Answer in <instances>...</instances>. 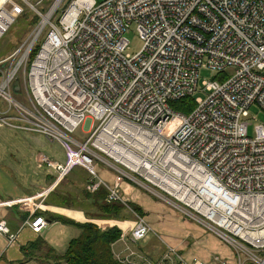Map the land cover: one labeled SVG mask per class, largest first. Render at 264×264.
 Masks as SVG:
<instances>
[{
  "label": "built area",
  "instance_id": "2783aa9c",
  "mask_svg": "<svg viewBox=\"0 0 264 264\" xmlns=\"http://www.w3.org/2000/svg\"><path fill=\"white\" fill-rule=\"evenodd\" d=\"M32 1L0 0V38L27 10L37 18L0 60V124L61 144L66 160L39 156L55 177L39 196L14 201L28 212L23 226L38 232L46 225L36 212L79 166L89 193L104 187L107 202L128 206L125 188H138L211 231L237 264H264V123L249 135L250 107L264 110V0H71L59 14L64 0L47 11L39 8L44 0ZM132 25L142 41L135 54L125 36ZM202 67L233 72L203 80L206 96L194 98L188 114L175 111L171 102L194 94ZM16 79L26 103L14 97ZM85 118L94 124L81 141L72 134ZM99 161L112 183L99 174ZM150 231L136 215L115 258L227 264L219 254L187 263L171 247L147 258L132 245ZM0 234L8 244L16 237L5 220Z\"/></svg>",
  "mask_w": 264,
  "mask_h": 264
},
{
  "label": "crops",
  "instance_id": "0c3cea01",
  "mask_svg": "<svg viewBox=\"0 0 264 264\" xmlns=\"http://www.w3.org/2000/svg\"><path fill=\"white\" fill-rule=\"evenodd\" d=\"M48 146L53 148V142L42 135L0 124V220H5L10 233L16 236L14 241L8 244V237L0 234V264H67L55 258L63 254L68 241L74 238L70 235L75 232L74 223L91 221L97 223L101 229L117 226L121 231L134 226L135 221L91 220L82 210L48 204L46 200L54 189L47 193L43 200L44 208L39 210L46 225L38 232L23 226L28 212L14 201L24 196H39L47 190L55 177L54 170L41 164L39 156L46 154L59 162L66 160V153L53 154ZM80 169L84 170L81 167ZM71 171L76 172L73 169ZM99 174L107 182L112 183L111 172L104 170ZM125 191L126 196L131 193L133 198L138 199L146 211L154 210V214L149 213L146 216L151 231L140 241L141 244H131L139 254L157 260L166 252L167 247H171L187 263L194 260L209 263L214 254H219L227 258V264H237L232 248L206 228L211 234L202 232V225L199 223L183 214L188 220L173 215L166 208L160 207L158 202L152 201L149 194L145 195L146 192L140 193L138 189L128 186ZM5 202H11V205L8 206ZM53 230L60 234L58 242L50 238ZM150 233L154 236L148 241ZM35 240L42 243L31 245L30 243ZM122 249L121 240L112 245L113 254L121 252ZM174 263H178L176 257Z\"/></svg>",
  "mask_w": 264,
  "mask_h": 264
},
{
  "label": "rangeland",
  "instance_id": "374dc122",
  "mask_svg": "<svg viewBox=\"0 0 264 264\" xmlns=\"http://www.w3.org/2000/svg\"><path fill=\"white\" fill-rule=\"evenodd\" d=\"M33 0L32 2H34ZM53 0H46L44 3L39 5V8L43 11L48 10L49 6H51V2ZM60 11L58 12V14ZM34 22V16L30 10H27L26 13L22 16H20L8 29V31L0 38V60L8 57L16 48L20 46V44L26 39L28 34L31 32ZM126 38L129 41V47L127 48V52L130 54H135L138 52L142 46V41L139 37L138 32L136 31L135 25H132L128 31L125 34ZM42 40V38H40ZM233 72L232 68L226 69L223 73L225 76L228 74L229 76ZM222 73L218 72L217 70H212L210 68L202 67L198 70V86L197 90L194 92L192 97L196 98L198 96L205 97L206 94L201 90L202 82L203 80H209L211 78H218ZM225 73V74H224ZM21 77V75L19 76ZM14 97L21 101L22 103H26V96L24 93V90H20L19 93H14ZM0 107H2V102H0ZM250 112V126H249V135H253V127L255 125L264 123V110L259 108L256 105H253L249 109ZM93 121L89 118H85V120L78 126V128L75 130V132L72 134L75 138L78 140L83 141L88 135L89 131L91 130ZM95 124H97V121H95ZM52 151L53 154L56 155H62L65 153L64 148L61 146V144L57 142H53V148L48 146ZM51 160H55L53 157L49 156ZM105 165L102 162H98L96 165V168L98 169V172H103L105 170ZM74 171H70L68 174L64 176V178L57 184V186L54 188V191L49 194L51 202H48V204L52 205H59L63 207H69L74 208L78 210H82L86 217L91 220L100 219L98 218L100 216L98 210L91 205L92 199L91 198H85L86 197V188H85V178L88 177L87 172L80 169L79 166H75L73 168ZM138 189V188H136ZM67 190V191H66ZM140 193H143L144 191L138 189ZM69 192V193H66ZM145 193V192H144ZM145 195H148V193H145ZM150 198L154 202H158V205L160 207L166 208V210L170 213H172L175 216H180L183 219L188 220L186 217L182 215V213L170 205L169 203L159 200L157 197L149 194ZM127 199V205L125 206L124 211L122 212L121 219H116L118 221L123 220L124 222L129 221L133 222L136 219V215L143 217L146 220V216L150 214H154L153 211H146L145 207L138 202V199L132 197L131 193L126 196ZM49 200V201H50ZM54 200V201H52ZM163 204V205H161ZM165 202V203H164ZM72 205V206H68ZM149 210V209H148ZM157 211H159L157 209ZM158 214V213H156ZM104 219V218H101ZM97 225V223H95ZM73 225V224H70ZM75 232L73 234H70L71 237H77L80 233L79 228L76 225H73ZM99 226V225H98ZM100 227V226H99ZM101 228V227H100ZM201 229L203 230L205 234H211L208 232L205 228L201 226ZM70 230V229H68ZM69 232V231H68ZM213 235V234H212ZM154 235L150 233V235L147 237V240L152 238ZM70 237V238H71ZM50 238L54 240L55 242H58L60 238L59 232H55L54 230L50 234ZM149 239V240H150ZM71 240V239H70ZM69 240V241H70ZM148 240V241H149ZM68 241V243H69ZM67 243V245H68ZM140 243V242H139ZM141 244V243H140ZM67 247H65L63 253L67 250Z\"/></svg>",
  "mask_w": 264,
  "mask_h": 264
},
{
  "label": "trees",
  "instance_id": "16d2710c",
  "mask_svg": "<svg viewBox=\"0 0 264 264\" xmlns=\"http://www.w3.org/2000/svg\"><path fill=\"white\" fill-rule=\"evenodd\" d=\"M36 20L37 18L34 17V22H36ZM32 57L33 54L31 58ZM171 106L175 111L188 114L195 106L194 97L186 96L173 101L171 102ZM88 178L89 175L85 178V184ZM86 194L85 198H91V205L98 210L100 214L98 218L121 219L124 217L122 212L124 211L125 206L119 202H107V191L104 187H100L92 194L86 191ZM49 200L50 198L46 200V203L51 202V200ZM35 215H40V212L37 211ZM74 225L79 228L80 233L77 237H74L69 241L67 250L62 255L55 258L57 261H63L67 264H122L115 258L112 252V245L121 235L120 228L112 226L107 229H101L91 221L74 223ZM40 243H42V241L35 240L30 244L40 245Z\"/></svg>",
  "mask_w": 264,
  "mask_h": 264
},
{
  "label": "bare ground",
  "instance_id": "6f19581e",
  "mask_svg": "<svg viewBox=\"0 0 264 264\" xmlns=\"http://www.w3.org/2000/svg\"><path fill=\"white\" fill-rule=\"evenodd\" d=\"M44 1H46V0H44ZM55 1L56 0H53L51 3V6L55 3ZM70 2H71V0H64V1H62L61 3H60V5H59V7L56 9V13H58L59 11L61 12L62 10H64V9H66L68 6H69V4H70ZM44 3V2H43ZM51 6H49V8L51 7ZM48 8V9H49ZM47 11V10H46ZM226 244V243H225ZM168 248V247H167Z\"/></svg>",
  "mask_w": 264,
  "mask_h": 264
},
{
  "label": "water",
  "instance_id": "95a60500",
  "mask_svg": "<svg viewBox=\"0 0 264 264\" xmlns=\"http://www.w3.org/2000/svg\"><path fill=\"white\" fill-rule=\"evenodd\" d=\"M13 90L14 92L18 93L20 91V82L18 79L15 80L13 84Z\"/></svg>",
  "mask_w": 264,
  "mask_h": 264
}]
</instances>
